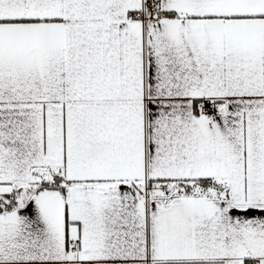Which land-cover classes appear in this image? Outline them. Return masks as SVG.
<instances>
[{
    "label": "snow or ice",
    "instance_id": "6c2138e0",
    "mask_svg": "<svg viewBox=\"0 0 264 264\" xmlns=\"http://www.w3.org/2000/svg\"><path fill=\"white\" fill-rule=\"evenodd\" d=\"M0 264H264V0H0Z\"/></svg>",
    "mask_w": 264,
    "mask_h": 264
}]
</instances>
